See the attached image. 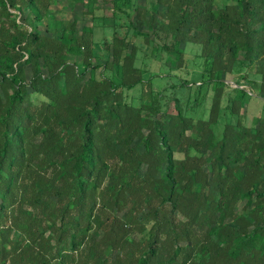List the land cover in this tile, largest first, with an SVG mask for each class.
Instances as JSON below:
<instances>
[{
	"label": "trees",
	"instance_id": "16d2710c",
	"mask_svg": "<svg viewBox=\"0 0 264 264\" xmlns=\"http://www.w3.org/2000/svg\"><path fill=\"white\" fill-rule=\"evenodd\" d=\"M41 1L0 0V264H264V0H107L97 44Z\"/></svg>",
	"mask_w": 264,
	"mask_h": 264
},
{
	"label": "rangeland",
	"instance_id": "374dc122",
	"mask_svg": "<svg viewBox=\"0 0 264 264\" xmlns=\"http://www.w3.org/2000/svg\"><path fill=\"white\" fill-rule=\"evenodd\" d=\"M69 0H42V4L52 12L53 16H42L38 21V30L45 31L47 33L53 32L54 25L61 24L63 25L65 22L71 19H76V23L80 26L83 23L90 24L93 34V40L97 44L101 39H109L112 33L110 29V25L112 24L113 20L110 16V9L106 8L109 6L107 0H95L93 2V11L92 14H82V7L81 6H70L68 5ZM149 0H129L130 5L136 4H146ZM231 0H213V6L219 7L225 4L231 3ZM26 15V16H25ZM28 15V16H27ZM25 16V17H24ZM24 17V18H23ZM18 18H23L22 27L25 28H32L31 20L32 15H29L27 10L24 9L17 15ZM59 22V23H58ZM46 28V29H45ZM140 40V38H138ZM96 47V46H95ZM97 51V48L94 49ZM185 57L187 59L186 62V69L189 73L183 77L184 82H195L198 81V73L200 70V59L198 58L199 53V46L193 43H187L185 46ZM138 59L136 64L138 67L145 68L146 70L156 71L157 73L166 72V68L162 67L160 60L158 59V53L155 50V44L149 42L146 45H140L137 50ZM239 72L238 70H235ZM241 72V71H240ZM248 80L249 82H254V75L252 68L248 69ZM168 81H173V79H168ZM204 105H206L204 103ZM247 115H252L257 112L259 109V105L255 104V102L251 103L246 107ZM200 114V111H196L192 114L193 117H196ZM219 123V128H220Z\"/></svg>",
	"mask_w": 264,
	"mask_h": 264
}]
</instances>
